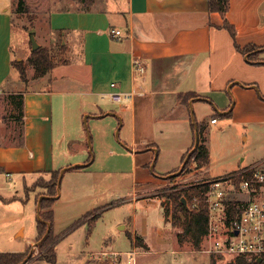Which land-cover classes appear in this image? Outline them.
<instances>
[{
  "label": "crops",
  "instance_id": "0c3cea01",
  "mask_svg": "<svg viewBox=\"0 0 264 264\" xmlns=\"http://www.w3.org/2000/svg\"><path fill=\"white\" fill-rule=\"evenodd\" d=\"M13 2L0 0V101L23 93L24 124L20 122L17 135V122L7 130L0 114V212L6 207L8 215H12L2 219L0 213V225H11L7 235L25 252L37 245L40 202L45 198L42 195L38 200L35 194L28 197L25 188L42 175L50 177L52 171L63 172L53 207L54 228L64 211L66 220L78 218L75 209L69 207L83 200L82 192L72 191L70 184L64 188L63 183L68 171L89 173L94 164L92 156L91 162L90 158L70 162L84 143L81 131L89 121L83 120L85 114L93 121L117 120L121 133L127 129L119 146L124 166L117 171L120 175L130 172L134 184H142L132 186V190L151 186L161 176L181 169L184 156H191L195 148L196 122L204 124L210 134L209 128L220 125V121L211 124V120L217 115L226 118L248 131L243 136L245 145L252 139L250 129L264 132V93L255 83L241 82L243 72L264 67V60L255 65L248 55L238 52L230 32L221 28L222 16L209 12L207 0H90L92 6L58 9L48 14V30L52 35L66 36L67 42H63L70 61L44 77L35 78L33 74L28 85L22 83L19 72L12 67L16 29ZM81 2L85 4L86 0ZM227 18L236 29L237 44L242 48L256 46L264 58V0H230ZM110 29L121 31L122 37L113 38ZM136 58L146 65L142 76L133 70ZM225 92L229 100L219 109L223 112L220 113L218 93ZM119 93L133 95L129 101L117 102L114 96ZM203 103H209L217 114L212 118L197 117L196 110ZM113 143L110 139L111 147ZM207 147L210 163L195 172L210 177L208 180L254 164L264 168L263 151L262 157L249 161L242 158L238 167L214 176L209 137ZM88 149L92 151L91 146ZM241 151L246 152L247 148ZM157 201L160 203L161 198ZM111 204L107 210L114 207ZM167 222L171 224L170 220ZM132 231L151 252L146 232L139 230L136 219L132 220ZM158 232L163 245L167 242L165 231ZM43 263L47 262H27Z\"/></svg>",
  "mask_w": 264,
  "mask_h": 264
},
{
  "label": "rangeland",
  "instance_id": "374dc122",
  "mask_svg": "<svg viewBox=\"0 0 264 264\" xmlns=\"http://www.w3.org/2000/svg\"><path fill=\"white\" fill-rule=\"evenodd\" d=\"M13 1L12 13L14 14V26L16 27L14 29V59L26 63L33 52L31 46L33 30L40 47L48 48L53 55L58 54L61 39L67 42L65 35L60 37V34L52 35L49 32L48 14L73 5H93L90 0H86L85 4L81 2L82 0H78L77 4H73L69 0H24L25 12L21 13L19 12L20 0ZM64 20L62 17L61 21ZM33 74H35L34 69L29 67L27 74L29 80L33 77ZM241 82L245 84L255 83L259 85V90L264 93V67H256L243 72ZM188 97L190 96L185 98L188 99ZM228 100L229 97L226 92L218 93V111L220 113L223 112L219 109L224 107ZM210 107L209 103L201 104L196 110V116L212 118L217 112ZM0 109V114L7 125V130L11 123L17 122L18 135L21 127L19 99L5 96L0 101ZM88 115L85 114L83 120L89 121L85 123L83 131H81L84 143L76 152V158H71L70 162L77 159H89L92 156L94 158L93 167L89 170V173L68 171L63 183L64 188L70 184L72 191L77 194L83 193H81V199L83 200L79 204L73 205L74 207H69V209H75L74 213L78 217L76 221L81 219L86 224L77 228L69 237L58 244V264H232L229 258L205 254L203 246L199 251H195L189 244L180 246L176 239V234L180 230L174 229L169 222L165 224L166 215L163 205L168 206L169 202L165 198H161L160 203L157 201V196L162 194L166 188L176 185L182 188L202 181H208L211 178L200 173L196 174L195 165H191V171L181 176V173L177 175L179 170L172 175L161 176L162 178L151 186L136 187L132 190V186H142V184H134L135 180L130 172L120 175V172L117 171L118 168L123 169L124 166V162L120 159L122 155L119 146L124 140L127 129L124 128L121 133L117 120L108 118L104 121L102 119L93 121L87 118ZM216 119L220 121L221 129H219L220 125L211 127L209 128L210 134L207 135L215 160L212 175L217 176L224 173L223 171L238 167V163L242 158H246V161H249L253 157H264V132L262 129H250L249 133L252 135V139L250 138L248 144L245 145L243 136L248 134L247 130L241 126L234 125L219 115H217ZM111 127H114V129ZM72 129L74 130V127ZM86 137L88 141L85 140ZM89 137L91 138L90 143ZM110 139H113L114 147H111ZM89 144L92 151L88 149L90 147ZM243 147L247 148L246 152L241 151ZM57 155L61 156L58 151ZM50 180L51 176L42 175L33 185L25 188V194L28 197L35 194L39 200L42 194L46 193L44 186ZM130 199L144 201L136 203ZM110 204L114 207L107 210L106 208ZM4 209L6 210L0 212L3 215L2 219L12 217V215H8L7 210L9 211V208L4 207ZM65 212L57 218L56 232H63L76 222L66 220ZM100 214L101 216H99ZM131 219H136L139 230L146 232L147 241L152 247L151 252L143 239L140 238L141 241L137 242L135 237H138V234L132 231ZM9 226L11 225L7 222L0 225V253L25 252L26 249L20 244L11 242L6 233ZM89 227H93V229L91 235L88 236ZM160 229L165 231L164 234L167 241L163 245L159 241L158 231ZM105 252L136 253L137 256L135 262L130 263L127 256L120 257L117 261H114L110 257H104L103 254ZM31 253L36 258L39 255L38 247L32 249ZM85 254H90V256H85Z\"/></svg>",
  "mask_w": 264,
  "mask_h": 264
},
{
  "label": "trees",
  "instance_id": "16d2710c",
  "mask_svg": "<svg viewBox=\"0 0 264 264\" xmlns=\"http://www.w3.org/2000/svg\"><path fill=\"white\" fill-rule=\"evenodd\" d=\"M208 10L210 13H219L224 22L221 28L228 30L235 40V47L238 52L243 55H248L249 61L252 64L259 65L264 58H261V52H258L256 46H247L242 48L236 42V29L228 21L227 15L230 10V0H207ZM25 1L20 0L19 12H25ZM62 37V34L59 35ZM68 47L61 39L59 52L53 55L52 52L45 47H40L33 51L27 63L23 61L13 60L12 67L19 72L21 81L28 85V68L34 69V77L41 78L53 71L58 66L67 65L69 63ZM12 99H19L20 107V121L24 124V95L23 93L10 96ZM216 119V118H215ZM197 137L195 148L187 161L188 154H186L182 161V174L191 171V165H195V169H202L210 163V152L207 147L209 134L204 124L196 122ZM92 159L90 158V162ZM179 169V170H181ZM179 170L173 172L176 173ZM51 180L44 186L46 193L40 202L39 219L37 224L38 238L37 245L39 255L34 258L32 249L25 253H0V264H23L25 260L45 261L49 264H58L57 246L64 240L67 235L75 231L79 226L84 224L81 219L76 221L72 226L57 234L54 228V204L57 201L61 184V170L52 171L50 173ZM173 179V178H171ZM175 179V178H174ZM206 182V181H202ZM191 184L189 186L180 187L178 185L166 188L163 193L157 196L158 198H165L169 205H164L166 220L171 222L174 229H179L180 232L176 234L177 243L180 246L189 244L195 251H199L203 246L204 239L209 232V211L205 206V193L208 191L209 185L204 183ZM38 185V184H37ZM183 200H186L187 205H184ZM195 206V208H194ZM89 230L88 236L91 234ZM137 242H140L139 237H135ZM31 255V256H30ZM232 264H264V256L260 260L248 261L244 258H238Z\"/></svg>",
  "mask_w": 264,
  "mask_h": 264
},
{
  "label": "built area",
  "instance_id": "2783aa9c",
  "mask_svg": "<svg viewBox=\"0 0 264 264\" xmlns=\"http://www.w3.org/2000/svg\"><path fill=\"white\" fill-rule=\"evenodd\" d=\"M109 33L113 38L122 37L121 31L116 29H110ZM133 70L138 75H144V61L136 58ZM132 95L119 93L114 100L126 102ZM216 123L217 119L211 120V124ZM202 183L209 185L205 193L209 232L204 239L203 252L229 258L231 263L238 258L260 260L264 256V168L254 164ZM103 256L114 261L127 256L132 263L137 254L105 252Z\"/></svg>",
  "mask_w": 264,
  "mask_h": 264
},
{
  "label": "water",
  "instance_id": "95a60500",
  "mask_svg": "<svg viewBox=\"0 0 264 264\" xmlns=\"http://www.w3.org/2000/svg\"><path fill=\"white\" fill-rule=\"evenodd\" d=\"M34 30L32 31V34H31V46H32V50L33 51H36V50H38L39 48H40V45L37 43V41H36V37H35V35H34ZM189 158H190V155L188 156V158H187V161L189 160ZM183 169V168H182ZM182 169L177 173V175L179 174V173H181L182 172ZM62 175H63V172H61V178H60V180H59V185L62 183ZM183 203H184V205H187V203H186V200H183ZM31 256V255H30ZM29 259V258H28ZM28 259L27 260H25L24 262H23V264H27V262H28Z\"/></svg>",
  "mask_w": 264,
  "mask_h": 264
}]
</instances>
